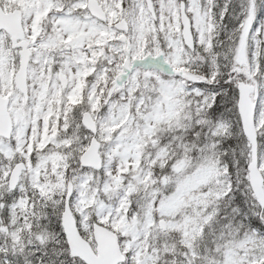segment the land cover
<instances>
[{"label": "snow or ice", "instance_id": "obj_1", "mask_svg": "<svg viewBox=\"0 0 264 264\" xmlns=\"http://www.w3.org/2000/svg\"><path fill=\"white\" fill-rule=\"evenodd\" d=\"M0 264H264V0H0Z\"/></svg>", "mask_w": 264, "mask_h": 264}]
</instances>
